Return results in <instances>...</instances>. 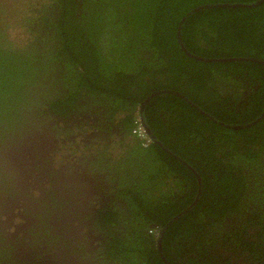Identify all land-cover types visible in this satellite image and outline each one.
<instances>
[{
    "label": "trees",
    "instance_id": "obj_1",
    "mask_svg": "<svg viewBox=\"0 0 264 264\" xmlns=\"http://www.w3.org/2000/svg\"><path fill=\"white\" fill-rule=\"evenodd\" d=\"M254 1L49 0L34 9L32 36L21 46L0 26V128L33 108L65 117L82 105L103 108L126 130L121 154L103 158L109 171L139 165V176L121 175L111 188L100 216L109 224L100 257L114 264H264V63L197 60L178 38L194 8ZM179 37L200 57L264 62V1L200 9ZM219 74L235 77L237 98L219 95ZM158 90L179 92L206 114L243 127L219 125L184 99L159 94L146 103L145 117L178 158L152 140L145 147L131 133L140 103ZM199 190L196 205L177 217Z\"/></svg>",
    "mask_w": 264,
    "mask_h": 264
},
{
    "label": "flooded vegetation",
    "instance_id": "obj_2",
    "mask_svg": "<svg viewBox=\"0 0 264 264\" xmlns=\"http://www.w3.org/2000/svg\"><path fill=\"white\" fill-rule=\"evenodd\" d=\"M48 10L51 9H43ZM218 76L219 95L236 97L239 87L235 77ZM168 93H178L179 96L174 95L185 98L219 125L243 127L206 115L179 92L155 91L139 105L140 122L143 110L147 132L155 138L154 143L175 158L177 155L154 134L145 117L146 103L156 95ZM162 112L168 115L167 111ZM103 114V108L85 109L82 105L65 117L52 112L36 114L33 108L17 125L0 128V264H114V260L100 257L109 226L101 223L100 216L105 212L104 206L112 201V186L118 184L121 175L125 179L132 177V172L139 176V165L134 170L129 163L119 172L108 170L103 157L121 154V142L126 141L127 133ZM200 195L201 191L177 217L190 211Z\"/></svg>",
    "mask_w": 264,
    "mask_h": 264
},
{
    "label": "rangeland",
    "instance_id": "obj_3",
    "mask_svg": "<svg viewBox=\"0 0 264 264\" xmlns=\"http://www.w3.org/2000/svg\"><path fill=\"white\" fill-rule=\"evenodd\" d=\"M49 0H0V26L7 27L8 39L21 46L29 41L27 21L36 15L34 9Z\"/></svg>",
    "mask_w": 264,
    "mask_h": 264
},
{
    "label": "water",
    "instance_id": "obj_4",
    "mask_svg": "<svg viewBox=\"0 0 264 264\" xmlns=\"http://www.w3.org/2000/svg\"><path fill=\"white\" fill-rule=\"evenodd\" d=\"M264 0H257L254 2H249V3H216V4H210V5H203L197 8H194L193 10L189 11L181 20L180 24H179V28H178V38H179V43L181 45V48L185 51L186 54H188L190 57L197 59V60H202V61H210V62H225V61H239V60H252V61H257V62H261L264 63L260 60L257 59H246V58H215V59H209V58H204V57H198L197 55L188 52L185 49V46L182 44L181 39H180V33H181V27L183 25V22L193 13H195L196 11L203 9V8H209V7H252V6H256L259 5L260 3H262ZM176 95H178V93H174ZM179 96V95H178ZM183 98V97H182ZM185 99V98H184ZM143 108L145 107V103L142 104ZM197 107V106H196ZM207 115V114H206ZM140 117H141V124L144 128H146L145 130L147 131L149 128L147 126V124L144 122V115H143V110H141L140 112ZM223 124V123H222ZM253 124V123H251ZM249 124V125H251ZM248 125V126H249ZM247 126V125H246ZM233 127H238V126H233ZM240 128V127H239ZM148 133V132H147ZM150 139L154 142V137L151 135L150 133H148ZM156 141V140H155ZM196 177L198 178V182L200 183V178L197 172H195ZM182 214V213H181ZM177 218V217H176ZM164 229L161 228L158 231V235H157V247L159 249V251L161 252V239H162V235H163Z\"/></svg>",
    "mask_w": 264,
    "mask_h": 264
},
{
    "label": "built area",
    "instance_id": "obj_5",
    "mask_svg": "<svg viewBox=\"0 0 264 264\" xmlns=\"http://www.w3.org/2000/svg\"><path fill=\"white\" fill-rule=\"evenodd\" d=\"M132 134L136 137H138L141 141L143 146L147 147L149 143H151V139L145 130V128L142 126L141 122L138 120L136 121L135 126L132 129Z\"/></svg>",
    "mask_w": 264,
    "mask_h": 264
}]
</instances>
